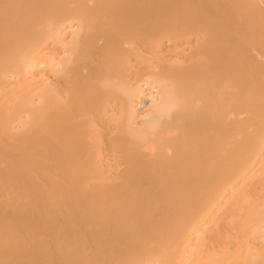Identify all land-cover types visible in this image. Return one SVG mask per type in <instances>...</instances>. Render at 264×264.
<instances>
[{"label":"bare ground","instance_id":"6f19581e","mask_svg":"<svg viewBox=\"0 0 264 264\" xmlns=\"http://www.w3.org/2000/svg\"><path fill=\"white\" fill-rule=\"evenodd\" d=\"M0 264H264V0H0Z\"/></svg>","mask_w":264,"mask_h":264},{"label":"rangeland","instance_id":"374dc122","mask_svg":"<svg viewBox=\"0 0 264 264\" xmlns=\"http://www.w3.org/2000/svg\"><path fill=\"white\" fill-rule=\"evenodd\" d=\"M147 100H149V99H147V98H145L143 101H142V103L143 104H141V106H140V108H139V110H138V113H144L146 110H144V109H147V106L149 105V101H147ZM145 101V102H144ZM143 105V106H142Z\"/></svg>","mask_w":264,"mask_h":264}]
</instances>
